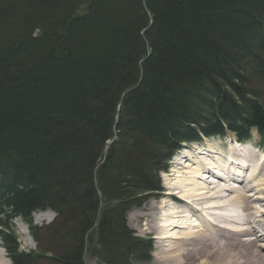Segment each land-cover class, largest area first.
Listing matches in <instances>:
<instances>
[{"label": "trees", "instance_id": "trees-1", "mask_svg": "<svg viewBox=\"0 0 264 264\" xmlns=\"http://www.w3.org/2000/svg\"><path fill=\"white\" fill-rule=\"evenodd\" d=\"M264 142V0H0V241L11 264L146 262L125 212L183 144ZM110 143V144H108ZM50 210L48 226L30 215ZM21 219L37 251H18Z\"/></svg>", "mask_w": 264, "mask_h": 264}, {"label": "bare ground", "instance_id": "bare-ground-1", "mask_svg": "<svg viewBox=\"0 0 264 264\" xmlns=\"http://www.w3.org/2000/svg\"><path fill=\"white\" fill-rule=\"evenodd\" d=\"M192 150L188 152L189 155L187 153L182 157L183 163H187L183 164L184 172L177 171L179 166L181 167V159L172 163L174 164V174L172 175L174 178L167 182L169 189L164 194L162 193L163 201L159 205H148L152 220L146 222L143 227L146 232L154 233L157 238L155 239L163 247L161 254L153 257L152 264H264L262 255L264 249L257 248V245L260 246V241L264 243L263 225L260 220L256 219L259 216L254 215L257 214V211L254 212L255 208L251 206L250 201L248 202L243 198V194L239 193L240 188L239 190L231 188L232 184L239 183L244 191L248 190L246 186L249 185H252V189L254 187V191H258V188L264 185V181L255 182L258 179L257 174L261 173L259 165L262 162V157L256 153L255 156L249 147L228 148L226 157L219 156L209 147L206 150L199 151L197 147ZM231 150L233 151L231 152ZM246 152L252 159L246 156ZM175 154L177 153H174L167 162V168ZM211 156L214 157V160ZM209 159L213 160V164ZM240 164H242V168L236 169V167H240ZM231 167H234L239 173L230 171L221 178V171L225 173ZM244 170L250 173L251 180L244 177ZM215 174L218 175L215 177ZM255 175L256 177L253 179ZM262 177L264 178V176ZM205 180H209L207 185L204 184ZM226 180L228 181L225 182ZM245 180H247L246 186H242ZM229 191L234 192V194H230L232 197L226 195ZM258 198L262 197H256L255 201H259ZM227 203L232 209L242 208L246 213H250V218L245 216V222H243L235 217L221 215V212L227 209L225 208ZM191 216L197 218L200 225L186 223L184 219L191 218ZM141 221H145L142 213L132 215L128 219V223H131L132 226ZM223 224L228 225L221 227L220 225ZM234 224H255L262 231L258 229V235H255L254 232L257 229L255 227L246 231L228 228ZM215 227L220 229L216 231ZM175 229L180 232H172ZM252 235L257 236L260 240L257 242V240L249 239ZM165 243H170L171 246L165 247ZM1 252L0 264H8V260L1 258Z\"/></svg>", "mask_w": 264, "mask_h": 264}, {"label": "rangeland", "instance_id": "rangeland-1", "mask_svg": "<svg viewBox=\"0 0 264 264\" xmlns=\"http://www.w3.org/2000/svg\"><path fill=\"white\" fill-rule=\"evenodd\" d=\"M252 135H253V139L250 140L249 142H247L246 144H243V145H245V146H248V145L250 146L251 145V146H254V147L257 146L256 143L259 142V138L255 134V132H253V131H252ZM234 141H236L235 137L230 135V134H228L225 138H214V139L211 138V139L203 140L201 143H197V144L194 143L192 145L183 146L181 148V150L177 154H175L173 156L174 157V159H172L173 161H171L168 164V170H167L166 174L165 175H161L162 178L160 177V180H161L160 189L163 192V194H164L163 186L165 184H167V182H169L170 180H173V178H174V176H172L174 174V172H173L174 164H172V163H174V161H177V160L181 159L180 163H182V164H181V167L179 166V170H177V171L182 173V172L185 171L182 167H184V165L187 164V163H185V164L183 163L184 159H182V157L184 155H186L188 152H190V150H192V149L195 150V148L197 147V150L200 151L202 149L206 150L209 147L212 150H214L215 152H217L219 154V156H225L226 157L228 148H242L243 145L236 146L233 143ZM108 144H110V143H108ZM232 151L233 150H231V152ZM253 153L255 155L254 151H253ZM202 154H205V153H202ZM187 155H189V153ZM256 155H259L262 158H264V146L260 147V149L256 153ZM246 156L248 158L252 159L248 155L247 152H246ZM211 157L214 160V157L213 156H211ZM253 159H255V158H253ZM209 160H211V162L213 164V160L212 159H209ZM210 168H212V167H210ZM241 168H242V164H240L239 168L236 167V169H241ZM259 169L261 170V173L257 174L258 179L255 182L264 181V178L262 177V176H264V161L262 163H260ZM229 171H233L235 173H239L237 170H235L234 167H231V169H229ZM243 173H244V177H246L247 180H251L252 179V178H250V176H249L250 173L248 171L244 170ZM208 175L210 176V174H208ZM255 177H256V175L253 177V179ZM209 179H212V178H209ZM247 180L244 181L245 183L242 186H246ZM227 181L228 180H226L225 182H227ZM205 182L206 183H204V184L207 185L209 183V180H205ZM239 185H240L239 183L232 184L231 188H234V189H237V190H239V188L241 189V191L239 193L243 194V198L248 200V202L250 201L251 206L253 208H255L254 212L257 211L256 212L257 214H254V215L255 216L256 215L259 216L256 219L260 220L261 225H263V229H264V185L261 188H258V191H254L255 189H254V187L252 189V187H251L252 185L246 186L248 188V190L244 191L243 187H240ZM261 189H262V191H261ZM162 192H160V193H162ZM231 193L234 194L233 191H229V192L226 193V195L232 197V195H230ZM256 193H258V194H256ZM163 194L159 195L157 193H154L153 195H150L148 200L145 201L144 204H142L140 207L132 208V209H129L128 211L125 212V215H124L125 227H126L127 231L130 233L131 237L140 238V239H143L144 241H149V242H151V245H152V250H151L152 253H151V255L149 256V259L146 262L133 261V259H132V264H152V261H154L153 257L160 255L162 250H163L162 244H159L158 241L156 240L157 239L156 235L154 233L146 232L145 228L143 227V225L146 224V222H148V221L150 222L152 220V219H150L151 218V213L148 210V205L149 204H157V205H159L163 201V199H162ZM258 196H260L262 198L261 199L258 198L259 201H255L256 197H258ZM171 197H175V196H171ZM176 197H178V196H176ZM203 206H206V205H203ZM225 208H227V209L221 212V215H223V216L235 217L236 219H239V220H241L243 222H245V216H246V218H250L249 215H251V214L250 213H246L245 211L242 210V208H240V209L239 208L238 209H232V208H230L228 206V203L225 205ZM141 213L145 217V221L144 222L141 221L138 224H136L135 226H132L131 223H128V219H130V217L132 215L141 214ZM46 218L51 219V216L50 215H46V213H35L32 216L33 223L36 224L37 226L45 225ZM153 218H154V216H153ZM189 218L190 217H188V219H184L186 221V223H189L190 225H192V224L195 225L196 224V226L200 225V221L197 218L192 217V216H191L190 219ZM226 225H228V224H223V225H220V226L223 227V226H226ZM12 227H13V231L17 234L18 242H19V245H20L19 246L20 251H22V252H28V251H34V250L37 251L36 244H34L31 239H28L29 237L27 235V230H26L25 226L22 223H20L18 220H15L13 225H12ZM253 227L257 228V229H255L256 232H254V233H255V235H258L257 230L260 229V227H258V225H255V224H248V225L247 224L246 225H244V224H234V225H232V226H230L228 228H231V229L237 230V231H240V230L246 231V230H248L250 228L252 229ZM192 229H194V228L192 227ZM214 229L216 231H218L220 228L215 227ZM196 230H198V229H196ZM177 231H179V230L175 229L172 232H177ZM260 231H262V230L260 229ZM253 238H255V239H253ZM249 239L257 240V242H258V240H260L259 238H257V236L255 237L254 235H252V237L249 238ZM262 242L263 241L259 242L260 246L257 245V248H259V250H260V247L264 249V243H262ZM165 245H166L165 247L171 246L170 243H165ZM0 252H1V258L5 259V260H8V259H6L4 251L2 249L0 250ZM262 255L264 256V254H262ZM83 262H84V264H102L95 257H92L89 252H86L84 254ZM7 263L8 264L10 263L9 260L7 261Z\"/></svg>", "mask_w": 264, "mask_h": 264}]
</instances>
